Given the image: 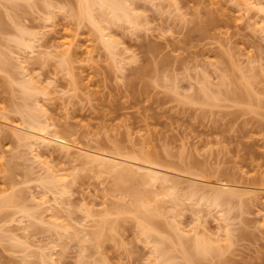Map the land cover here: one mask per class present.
<instances>
[{
  "label": "rangeland",
  "instance_id": "1",
  "mask_svg": "<svg viewBox=\"0 0 264 264\" xmlns=\"http://www.w3.org/2000/svg\"><path fill=\"white\" fill-rule=\"evenodd\" d=\"M122 1L130 20L92 23L80 0H0V264H264V0ZM35 122L181 184L121 183L4 125Z\"/></svg>",
  "mask_w": 264,
  "mask_h": 264
},
{
  "label": "bare ground",
  "instance_id": "2",
  "mask_svg": "<svg viewBox=\"0 0 264 264\" xmlns=\"http://www.w3.org/2000/svg\"><path fill=\"white\" fill-rule=\"evenodd\" d=\"M79 5H80V8H79ZM78 5V13H79V15H78V17L80 16V19L82 18V19H84V18H86V19H88V20H91V22L92 23H94V18H95V14H93L94 12V8H98V9H101V10H106V11H108L110 14H108V15H106V16H108L109 17V15H110V18H109V20L108 21H111V23H112V20H111V18H113V21L114 20H121V19H128L129 18V20H130V14H128V7L125 5V2H123L122 0H80V4ZM251 5H253V4H251ZM81 9V12H79V10ZM95 9V10H96ZM102 12V11H101ZM132 13V12H131ZM106 14V12H104V15ZM94 15V16H93ZM115 18V19H114ZM105 19H106V17H105ZM87 20V21H88ZM122 21V20H121ZM127 21V20H126ZM124 22V21H123ZM95 23H96V20H95ZM110 23V22H109ZM132 24V23H131ZM99 27H100V25H99ZM101 30H103V29H101ZM104 31V30H103ZM105 32V31H104ZM106 33V32H105ZM105 33L104 34H102V36H103V38H107V35H105ZM108 40V39H107ZM69 43H68V45H69V48H68V50H69V52H70V47L71 46H73V40H72V42L71 41H68ZM108 42V41H107ZM26 43H27V41H26ZM24 44V43H23ZM30 44V43H29ZM29 44L27 45V47L26 48H28V46H29ZM65 44V43H64ZM109 44V43H108ZM111 44V43H110ZM110 44H109V46H110ZM64 47H66V45L64 46ZM29 48H31V46H29ZM27 50V49H26ZM30 50V49H29ZM29 50H28V52H29ZM66 49H64V51H65ZM21 64V63H20ZM29 76V75H28ZM27 77V76H26ZM28 78V77H27ZM27 80V79H26ZM25 80V81H26ZM30 80V79H29ZM34 83V82H33ZM25 84V83H24ZM30 85V84H29ZM27 93V92H26ZM29 93V92H28ZM36 94H38L37 92H36ZM35 106L36 107H38V104L36 105L35 104ZM41 108V107H40ZM39 108V109H40ZM41 110V109H40ZM42 110H43V107H42ZM35 111V110H34ZM38 112H40V111H38ZM36 113H37V111H36ZM40 113H42V115L45 113V115L44 116H46V118H47V113L46 112H40ZM30 120H31V118H30ZM33 120H34V118H33ZM32 120V122H34ZM38 122H39V120H38ZM3 123V122H2ZM10 123V122H9ZM47 123H49V122H47ZM46 123V126H43L44 124H42V122L41 123H38V124H36V122H35V125L34 124H31V126L29 127V129H28V131L26 130V131H24L23 130V127L22 128H20V126H10L9 124H6V123H4V125L7 127V129L9 128L10 130H12L11 132H12V134L14 133V136L16 137L17 136V139H19V140H21L22 142H25V143H30V145L32 146H36V148L35 147H33V148H35V150L36 149H38L39 147L41 148V147H45L44 149H47V148H51V147H53V146H57V147H59V149H58V151L60 150L61 152H62V154H64V155H69V158H71L72 156L71 155H73V154H75L74 155V157L73 158H75V162H77L78 160H81V162H83L84 163V165H85V163H86V165H92L93 166V169L95 168V167H97L98 169H103V170H105V171H107L108 173H115L116 175H118V177L120 178V179H117L118 181L120 180V182L122 183L123 182V179H122V181H121V178L122 177H127V179L129 180V178H130V176H131V178L132 177H141V179L143 178V181H145V182H147V181H149L148 183L151 185V183L153 184V183H162L161 185H163V186H165L166 184V186L165 187H167L168 186V184H169V187H171L170 189L171 190H173V189H175V191H177V187H179L178 185L179 184H181V182L179 183V184H177L176 182H174L173 180H171L168 176V172L167 173H163V172H161L160 170H156V166H158V165H156L155 166V162H153L152 161V159L149 157V158H147L146 160L144 159V162H145V164L143 165V164H140L139 163V165H134V163L132 162V164H131V162L130 163H126V162H124L123 160L121 161V159H120V157H119V159L118 158H112V157H110V156H108V155H106V154H103V152L101 153L99 150V152H97V151H93V150H89V149H85V148H82V147H79V146H76V145H74L73 143L71 144V143H69L67 140H65L64 139V137L62 138L61 136L59 137L58 135H56V136H51V134H49V131H48V129H49V127H50V124L48 125ZM11 124H13V123H11ZM3 125V124H2ZM33 125V126H32ZM25 127V126H24ZM51 128V127H50ZM7 129H5V130H7ZM10 130H9V133H10ZM2 131H4V129L2 130ZM2 131H1V133H2ZM8 131V130H7ZM4 132H6V131H4ZM53 134L55 135V133L53 132ZM57 134V133H56ZM18 140V141H19ZM27 141V142H26ZM29 145V146H30ZM38 147V148H37ZM43 149V150H44ZM33 150V149H32ZM34 152V151H33ZM49 153V152H48ZM36 156V155H35ZM41 157V156H40ZM39 157V158H40ZM35 158H37V157H35ZM72 158V159H73ZM76 159H77V161H76ZM38 160V159H37ZM135 162V161H134ZM140 162H142V161H140ZM45 162H43L42 164H44ZM143 163V162H142ZM40 164H41V160H40ZM45 165H46V163H45ZM45 165H42V166H44L45 167ZM125 165H128V166H130V167H128V166H125ZM91 166V167H92ZM131 167H136L135 169H133V168H131ZM46 169L48 168V166L47 167H45ZM45 168H44V170H45ZM42 170H43V168H42ZM51 175V174H50ZM132 175H134V176H132ZM173 175V174H172ZM58 177H60V176H58ZM117 177V176H116ZM117 177V178H118ZM64 178V177H63ZM62 178V179H63ZM178 178V177H177ZM62 179H60L59 178V180L61 181ZM65 179V178H64ZM63 179V181H65ZM134 179V178H133ZM133 179H132V181H133ZM43 180V179H42ZM58 180V179H57ZM126 180V179H125ZM127 180V182H129ZM135 180V179H134ZM59 181V182H60ZM195 181V180H194ZM51 182V181H50ZM145 182H143V184L145 183ZM151 182V183H150ZM198 182V181H197ZM46 183H48V182H45V184ZM54 183V180H53V182H52V184ZM57 183V182H56ZM148 183H146V184H148ZM51 184V183H50ZM142 184V183H141ZM170 184H172L171 186H170ZM54 185V184H53ZM58 185V184H57ZM60 185V184H59ZM192 185H194V184H192ZM210 185V184H209ZM63 186V185H62ZM211 186V185H210ZM223 186H224V184H223ZM223 186L222 187H210L211 188V190H213V192H215L216 194L214 195V201L215 202H217V203H215L216 204V207H217V205L218 206H220L221 205V199H222V194H223V192L224 191H226L224 188H223ZM55 188H56V186H55ZM62 188V187H61ZM63 188H64V186H63ZM57 189H58V187H57ZM171 190H169L168 189V192L169 191H171ZM195 190V189H194ZM202 190V188H200V190L197 188V191H201ZM242 190V189H241ZM175 191H174V194H175ZM196 191V190H195ZM65 192V190H62V192H59V193H64ZM178 192H179V189H178ZM193 193V192H192ZM191 193V194H192ZM195 193H197V192H195ZM244 192H242L241 194H243ZM247 193H249V194H251L249 191L247 192ZM136 194V196H138L137 195V193H135ZM134 194V195H135ZM172 194H173V191H172ZM178 194V193H177ZM241 194H239L238 193V196H244V195H246V193L245 194H243V195H241ZM198 195V194H197ZM135 196V197H136ZM190 196V195H189ZM237 196V197H238ZM134 197V199H135V203L137 204V206H136V204H134L135 205V207L137 208V212L138 213H140L141 211H143L142 210V208L143 207H146V206H143V204L141 203L140 204V199L141 198H138L137 197V199H139V202H138V200H136V198ZM140 197V196H139ZM177 197V196H176ZM193 197H195L194 195H193ZM203 197V196H202ZM195 199V198H194ZM204 199H206V198H204ZM141 201H142V199H141ZM205 202V201H204ZM144 203V202H143ZM206 203V202H205ZM46 204H48L47 202H46ZM53 206V205H52ZM50 207V206H49ZM48 211L49 212H51V210H49L48 209ZM149 212V211H148ZM144 214V213H143ZM139 215H141V214H139ZM145 216V215H144ZM143 216V217H144ZM143 217H142V220H144L145 219V223H146V220H147V218H144L143 219ZM139 218H141V217H139ZM140 220V219H139ZM142 220H140L139 221V225L140 226H142V224L144 225L145 223H144V221H142ZM140 222H142V223H140ZM153 222V221H152ZM147 224L149 225V223H148V221H147ZM151 225H152V223H151ZM147 226V225H146ZM143 227H144V232L145 233H149L150 232V230L152 231V229H149V227H151V226H147V227H145V226H142V230H143ZM143 232V231H142ZM144 232H143V234H144ZM198 233H199V231H198ZM146 235V234H145ZM199 235V234H198ZM228 235V238H230L229 237V235L230 234H227ZM231 236V235H230ZM199 238H201V237H199ZM199 238H197L196 239V237L194 238V240L193 241H195V242H193V243H195V244H192V245H195V247L197 248V250L198 249H202V250H204V251H207L205 248L207 247V245L208 246H211L212 244H210L209 245V243H211V242H208V244H205V243H203L202 241H204V239L203 238H201L202 240H200ZM209 240V239H208ZM182 242V241H181ZM206 242V241H205ZM217 242V241H216ZM192 243V242H191ZM204 244V245H203ZM220 244V243H219ZM181 245V244H180ZM182 245L184 246L185 244H183V242H182ZM181 245V246H182ZM197 245V246H196ZM203 245V246H202ZM232 246V245H231ZM193 247V246H192ZM212 247V246H211ZM214 247V246H213ZM30 248V246L28 247V248H26V249H29ZM182 248V247H181ZM186 247L184 246V249H185ZM210 248V247H209ZM183 249V248H182ZM189 249H191V248H189ZM188 249V251L189 252H191L190 250ZM211 249V248H210ZM210 249L208 250L209 251V253L211 252L210 251ZM217 249H221V248H216V251H217ZM192 250V249H191ZM215 250V249H214ZM218 250V251H219ZM184 251V250H183ZM185 251H187V249L185 250ZM189 252H186L187 253V258L186 259H188L187 261L189 262V264H194V261H196V259H193V256L191 257V254L189 253ZM194 252L195 251H193V254H194ZM212 252H214L213 250H212ZM185 253V254H186ZM189 253V254H188ZM219 253V252H218ZM184 254V255H185ZM190 257H189V256ZM213 255V254H212ZM189 258H191L192 259V261H191V259H189ZM191 261V262H190ZM196 264V263H195Z\"/></svg>",
  "mask_w": 264,
  "mask_h": 264
}]
</instances>
